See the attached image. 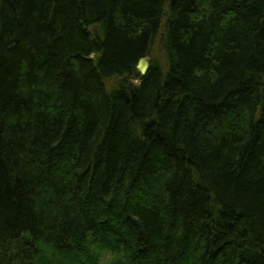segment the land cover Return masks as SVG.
Instances as JSON below:
<instances>
[{"label": "trees", "instance_id": "16d2710c", "mask_svg": "<svg viewBox=\"0 0 264 264\" xmlns=\"http://www.w3.org/2000/svg\"><path fill=\"white\" fill-rule=\"evenodd\" d=\"M0 264H264V0H0Z\"/></svg>", "mask_w": 264, "mask_h": 264}, {"label": "rangeland", "instance_id": "374dc122", "mask_svg": "<svg viewBox=\"0 0 264 264\" xmlns=\"http://www.w3.org/2000/svg\"><path fill=\"white\" fill-rule=\"evenodd\" d=\"M154 61L155 63L162 65L164 63V54L160 48V45L158 43L155 44V47L153 48L152 56L148 58V67L149 64ZM139 73V72H138ZM123 79L113 78L106 82V85L108 88L113 87L114 85H117L118 82L122 81ZM132 82L130 79H126L125 83Z\"/></svg>", "mask_w": 264, "mask_h": 264}, {"label": "water", "instance_id": "95a60500", "mask_svg": "<svg viewBox=\"0 0 264 264\" xmlns=\"http://www.w3.org/2000/svg\"><path fill=\"white\" fill-rule=\"evenodd\" d=\"M147 58H144V59H141L139 62H138V65H137V72H139L140 74H144L147 69H148V62H147Z\"/></svg>", "mask_w": 264, "mask_h": 264}, {"label": "bare ground", "instance_id": "6f19581e", "mask_svg": "<svg viewBox=\"0 0 264 264\" xmlns=\"http://www.w3.org/2000/svg\"><path fill=\"white\" fill-rule=\"evenodd\" d=\"M137 69V68H136Z\"/></svg>", "mask_w": 264, "mask_h": 264}]
</instances>
